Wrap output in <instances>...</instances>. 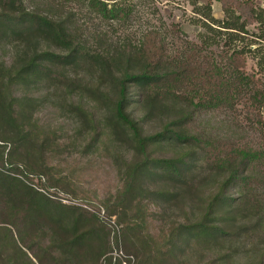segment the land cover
<instances>
[{
	"label": "trees",
	"instance_id": "trees-1",
	"mask_svg": "<svg viewBox=\"0 0 264 264\" xmlns=\"http://www.w3.org/2000/svg\"><path fill=\"white\" fill-rule=\"evenodd\" d=\"M128 1L0 0V41L13 48L12 59L0 61V165L14 164L21 146L29 147L30 153L46 148L47 142L36 143L38 129L32 120L40 99L30 91L43 82L54 84L62 92L64 107L78 113L94 136L106 123L119 139L128 135L135 140L137 156L128 161L116 206L123 205V213L132 215L123 232L138 264L177 257L176 250L192 236L200 240L208 235L211 243L262 236L256 260L264 264V81L246 70L248 50L230 44L255 22L264 37V12L257 11L253 0H220L227 14L216 20L211 0H190L204 16L203 31L176 53L160 27L147 28L140 43L122 40L111 45L102 30L81 22L73 10L80 3L103 20L123 21L132 14ZM211 32L219 36L213 43ZM211 44L223 46L222 53L211 52ZM244 94L242 118L237 99ZM133 109H140L141 115L135 116ZM154 116L166 121L159 130L143 134L142 123ZM210 120L207 131L202 125ZM164 141L190 143L198 149L153 156L150 143ZM199 158L211 168V191L205 183L197 187L205 210L197 221L172 223L165 250L141 233L148 221L145 217L137 221L143 213L140 208H146L142 198L152 196L163 206L172 198L189 199L193 193L189 177H195ZM12 168L22 170L19 165ZM32 171L29 168V178ZM161 177L174 181L173 188L146 186L148 180ZM179 181L185 186L179 187ZM55 209L66 220L54 224ZM109 211L119 214L117 208ZM92 218L91 211L58 203L0 170V264H99L111 248L110 231L102 227L104 237L95 245L97 230L86 227ZM227 254L211 257V264L225 262ZM112 263L113 256H108L107 264Z\"/></svg>",
	"mask_w": 264,
	"mask_h": 264
},
{
	"label": "rangeland",
	"instance_id": "rangeland-1",
	"mask_svg": "<svg viewBox=\"0 0 264 264\" xmlns=\"http://www.w3.org/2000/svg\"><path fill=\"white\" fill-rule=\"evenodd\" d=\"M253 1L257 11L264 12V0ZM206 2L207 0H201V3ZM128 4L132 14L123 21L103 20L95 11L88 10L80 3H76L73 10H76V16L79 20L81 19V22L92 24L95 30H102L111 45H116L122 40L140 43L146 29L156 26L164 30L169 37L172 51L177 53L186 48L189 39L198 40L199 34L203 31L201 18L204 16L194 10V5L190 0H129ZM211 13L216 20H223L227 14L220 0H211ZM235 18L238 19V17ZM211 23L219 26L220 22H213L211 19ZM248 29L249 32H242V37L233 40L230 44L244 46L248 50L246 70L264 81V37L260 36L263 28L255 22L249 24ZM218 37L217 32H211V43ZM222 48L223 46L211 44V52L214 51L215 54L220 55ZM12 54L13 48L0 41V61L2 59L11 60ZM30 92L40 99L32 120L35 123V129H38L36 143L39 146L43 140L47 142L46 148L41 152L36 150L30 153L29 147L21 146L15 153L16 156L13 157L16 162L12 164L19 165L22 170L13 169L10 163L0 165V170L6 175L17 176L58 203L80 206L91 211L93 218L88 224L86 222V227H95L97 230V239L94 244L98 246L101 244L100 239L105 234L102 227L110 231L111 248L100 257L99 264H107L108 256H113L112 264H116L117 261L120 262L119 264H124V260L127 264H138V255L133 247L129 248L123 232L127 217L132 215L123 213V205L116 206L119 191L124 185L128 161L134 160L137 156L135 140L124 134L123 139H119L112 134L111 128L106 123L100 126L98 135L94 136V130L82 120L83 118L78 113L70 106L64 107L65 103L62 104L63 99L60 95L62 92L54 84L50 87L48 83L43 82L36 88H32ZM237 101V112L243 118L245 94L238 96ZM103 110H107L105 106ZM133 113L135 116L141 115L140 109H133ZM35 118L39 120L36 121ZM165 121L166 117L158 116L144 121L142 123L143 134L159 130ZM202 126L207 131L211 130V120L205 121ZM89 143L91 144L88 146ZM10 147L11 144H8L6 148L8 155L12 150ZM192 147L198 149L190 143L178 141L171 143L164 141L160 145L150 143L149 146L152 155L160 157L179 155ZM196 162L193 170L196 173L195 177H189L193 184L191 185L193 193L188 194L189 199L183 202L180 197L172 198L163 206L152 196L142 198L141 205H145L146 208H140L143 213L137 221L141 222L142 217L148 221L141 233L152 244L160 243L165 250L170 246L165 245L164 241L170 237L168 232L171 224L181 221H197L201 219L205 210L204 200L197 187L205 183L211 191V168L203 158H199ZM29 168L35 169L29 175L30 178L28 177ZM188 175L189 172H187ZM145 184L152 189L173 188L175 185L174 181L169 182L168 178L163 177L155 181L148 180ZM178 185L179 187L185 186L182 181H179ZM62 198L79 203L65 202ZM2 204L1 210L4 218L7 215L6 206ZM109 208H117L119 214H111ZM103 210L105 217L101 215ZM188 210H192V213ZM52 213L55 216L54 224H58L60 220H66L64 213L58 209L53 210ZM148 233L153 234L152 239L149 238ZM209 236L211 235L200 240L198 236H192L181 250H176L177 257L165 256L162 260L160 258L161 262L159 260L156 264L159 262V264H211V257L223 256L224 253L229 255L225 256V262L221 264H257L256 259L262 246V236L260 238L243 235L220 243H211ZM116 248L121 249L125 256H119L115 252Z\"/></svg>",
	"mask_w": 264,
	"mask_h": 264
},
{
	"label": "built area",
	"instance_id": "built-area-1",
	"mask_svg": "<svg viewBox=\"0 0 264 264\" xmlns=\"http://www.w3.org/2000/svg\"><path fill=\"white\" fill-rule=\"evenodd\" d=\"M63 199V201H65V202H73V203H79L78 201H72V200H70V199H66V198H62ZM101 215L103 216V217H105L106 215H105V213H104V210L101 212ZM121 250V249H120ZM120 250L119 249H115V252L119 255V256H121V257H123V256H125V253L121 250V252H120ZM119 251V252H118ZM124 264H127V262H126V260H124Z\"/></svg>",
	"mask_w": 264,
	"mask_h": 264
}]
</instances>
